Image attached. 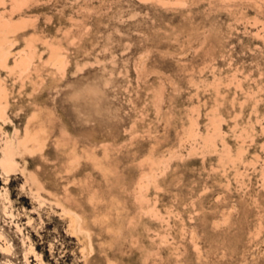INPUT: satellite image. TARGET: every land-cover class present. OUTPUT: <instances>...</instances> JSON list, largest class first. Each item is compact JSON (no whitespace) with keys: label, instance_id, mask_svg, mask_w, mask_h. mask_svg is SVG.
Returning <instances> with one entry per match:
<instances>
[{"label":"rangeland","instance_id":"1","mask_svg":"<svg viewBox=\"0 0 264 264\" xmlns=\"http://www.w3.org/2000/svg\"><path fill=\"white\" fill-rule=\"evenodd\" d=\"M33 40L0 68V264H264V0H0L11 68Z\"/></svg>","mask_w":264,"mask_h":264},{"label":"bare ground","instance_id":"2","mask_svg":"<svg viewBox=\"0 0 264 264\" xmlns=\"http://www.w3.org/2000/svg\"><path fill=\"white\" fill-rule=\"evenodd\" d=\"M17 28H18V26H17ZM27 46H28L29 52L26 55H21L19 59L15 60L14 64L12 65V68L10 67V64L8 63L9 62V57H4V56H2L0 54V68H2V69L3 68H8L10 70L11 74H14L13 68H19L20 72H21V74L23 76V79L30 78L31 75H34L33 72L34 71L37 72V66L34 63L35 59H36V56H37V46H36L34 40L31 41L29 44H27ZM94 93H96V92L90 91L91 95H93ZM10 96H11V94H10L9 90L6 89V88H3L0 85V120L5 119L7 108L10 105ZM195 128H197L196 123L189 130V137L192 140L196 141V142H200V139H199V136H197V133L194 134L195 133V131H194ZM196 131L198 132V129ZM210 134L212 135V133H210ZM198 135H200V134H198ZM211 135L209 136V138H207V140L204 141L203 145L206 146V147L216 148L215 147V146H217L216 137L214 135H212V136ZM107 136L109 137V135H107ZM94 140L96 141L95 138H94ZM91 148H92V146H91ZM40 149L42 150L43 148H40ZM230 155L231 154H229L227 156L230 157ZM87 156L89 158H91L92 160L98 161V164L103 169V171H104V173L106 175L112 173L113 169L111 167H109V166H106L104 164V161H102V160H100L98 158V156H97V154H96V152L94 150L91 151V152H88ZM80 158H81V156L78 154V152L74 151L73 155L71 156V165H72L73 168L76 167L79 164ZM232 159L233 158L231 156V161H232ZM1 163H2V166L4 167V170H6L7 171L6 173H8V174H9V172L12 171L13 167L17 164L13 160H11L10 158L3 160ZM148 165L150 167V171H154L157 168H159L160 164H159V162L155 161L154 158H151L150 161L148 162ZM156 180L157 179H156V175H155L154 172L153 173L152 172L146 173V174L140 176L139 180L137 181V183H136L137 189L139 190V192H142V191L146 190L151 184L155 183ZM34 181L38 182L39 186L42 187V184L40 183L39 179L36 176H34ZM96 197L97 196H92V199H96ZM71 202H74V201H71ZM65 203H67V202H65ZM68 205H70V204L68 203ZM72 207H73V205L71 206V208ZM69 211H67V212L71 215V213ZM70 220H71V225H72V227L74 229L79 228V230H83L85 228V221L80 215H78L76 213L75 214L73 213L70 216Z\"/></svg>","mask_w":264,"mask_h":264}]
</instances>
